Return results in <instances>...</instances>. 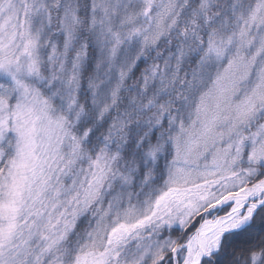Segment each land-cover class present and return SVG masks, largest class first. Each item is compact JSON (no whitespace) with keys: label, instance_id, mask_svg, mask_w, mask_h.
Returning a JSON list of instances; mask_svg holds the SVG:
<instances>
[{"label":"snow or ice","instance_id":"obj_1","mask_svg":"<svg viewBox=\"0 0 264 264\" xmlns=\"http://www.w3.org/2000/svg\"><path fill=\"white\" fill-rule=\"evenodd\" d=\"M0 264H264V0H0Z\"/></svg>","mask_w":264,"mask_h":264}]
</instances>
